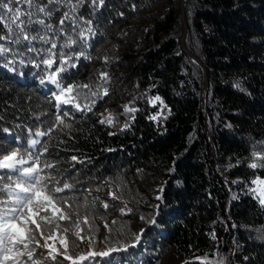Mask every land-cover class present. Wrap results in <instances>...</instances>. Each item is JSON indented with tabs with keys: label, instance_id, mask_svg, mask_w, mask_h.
Listing matches in <instances>:
<instances>
[{
	"label": "trees",
	"instance_id": "16d2710c",
	"mask_svg": "<svg viewBox=\"0 0 264 264\" xmlns=\"http://www.w3.org/2000/svg\"><path fill=\"white\" fill-rule=\"evenodd\" d=\"M36 3L45 39L0 40V156L25 161L0 187L36 167L60 211L22 264H264V0Z\"/></svg>",
	"mask_w": 264,
	"mask_h": 264
},
{
	"label": "snow or ice",
	"instance_id": "6c2138e0",
	"mask_svg": "<svg viewBox=\"0 0 264 264\" xmlns=\"http://www.w3.org/2000/svg\"><path fill=\"white\" fill-rule=\"evenodd\" d=\"M51 4L54 0H48ZM95 3L96 0H93ZM27 3L29 6H35V12H22L19 8H14L13 4ZM103 3V0H100ZM6 10V11H4ZM37 13L43 14L46 17L51 16V11L48 10L47 5L40 6L36 3V0H0V22H4V26L7 29V35H0V40L11 39L14 34H19L23 36L24 40H34L41 39L44 40L45 37L39 36H29L25 28V20L22 16H27V23H32V17ZM68 13L64 14V18L60 20V24L63 25L65 19L68 18ZM41 25L45 24L43 19H38L35 21ZM49 30H51V25H45ZM19 35H17L16 42H19ZM83 35V33H81ZM47 42V41H46ZM52 48H56L55 44H52ZM31 51V49H29ZM9 49L3 44H0V54L8 52ZM51 51V49H49ZM44 64L51 65V60H44ZM60 69L58 71H62ZM55 73L53 74V77ZM55 82V81H54ZM59 87V84L57 85ZM83 87H88L84 85ZM72 85H69L65 91H71ZM60 100V96L56 97ZM159 99V98H157ZM68 103V100L63 101ZM108 123H111V118H108ZM31 144L37 143V141H31ZM258 160H264V156H260L259 153L253 154ZM75 159V157L73 158ZM25 161L19 158L18 152L8 151L7 154L0 156V169L13 170L15 172H20L18 166L24 165ZM252 168L264 167V165L258 163H252L250 165ZM49 167H51L49 165ZM38 169L36 167H24L22 170V176L27 179H22L19 182L13 184H7L0 187V194L7 193L8 199L0 201V264H22L19 257L26 254L30 259L32 258V251H27L28 243L26 241L35 239L31 235L33 229L29 225H35L37 229L41 228L40 221H46L51 223V219L46 216H41L40 211L42 209L46 210L47 206H52L53 213H57L60 210L55 207L51 195L47 194L44 187H40L43 178L38 174ZM257 187L252 189L254 193H259L257 199L261 206H264V179L257 178L252 181ZM71 185L65 184L64 188H69ZM55 191L59 192L61 189L57 188ZM9 202L13 206L9 207ZM61 219H66L67 217L61 215ZM139 239V237H137ZM19 245H23L25 252L22 253L19 249ZM94 255H107V253H93L89 256H81L79 259H91Z\"/></svg>",
	"mask_w": 264,
	"mask_h": 264
},
{
	"label": "rangeland",
	"instance_id": "374dc122",
	"mask_svg": "<svg viewBox=\"0 0 264 264\" xmlns=\"http://www.w3.org/2000/svg\"><path fill=\"white\" fill-rule=\"evenodd\" d=\"M263 179V178H260ZM140 186H144L143 182L139 183ZM230 190H232L234 187L232 184H229ZM257 187L256 184H253L250 189H255ZM253 192V191H252ZM254 193V192H253ZM254 195L258 196L259 193H254ZM135 224H137L136 221H134ZM42 243H45L44 241ZM162 264H179L180 263V257L178 256L176 250L174 248H170L166 254L165 257L161 259Z\"/></svg>",
	"mask_w": 264,
	"mask_h": 264
},
{
	"label": "water",
	"instance_id": "95a60500",
	"mask_svg": "<svg viewBox=\"0 0 264 264\" xmlns=\"http://www.w3.org/2000/svg\"><path fill=\"white\" fill-rule=\"evenodd\" d=\"M182 46H183V42H182ZM184 48V47H183ZM184 50H185V48H184ZM206 84H207V81H206ZM231 188V187H230Z\"/></svg>",
	"mask_w": 264,
	"mask_h": 264
}]
</instances>
